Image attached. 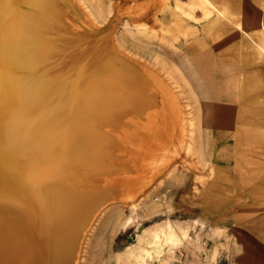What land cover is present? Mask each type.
Wrapping results in <instances>:
<instances>
[{
	"label": "rangeland",
	"instance_id": "1",
	"mask_svg": "<svg viewBox=\"0 0 264 264\" xmlns=\"http://www.w3.org/2000/svg\"><path fill=\"white\" fill-rule=\"evenodd\" d=\"M217 1L232 2L227 6L235 19L241 14L263 21L257 32L264 34V0ZM69 2L65 7L63 0H39V16L26 28L30 43L24 47L36 58L35 66L15 70L38 83L34 84L40 87L38 96H47L39 119L42 125L51 121L60 125L72 117L67 100L107 52L118 55L117 61L113 58L116 66L122 62L119 57L127 55L126 66L157 82L166 96L164 103L159 100L164 110L149 111L146 130L134 132L138 143L117 141L112 175L107 167L90 168L97 169L91 177L102 184L122 176L129 180L122 182L120 194L111 192L114 199L110 194L91 209L79 238V258L75 255L73 262L246 264L249 255L264 253V116L258 122L256 117L243 118L242 129L239 116L229 117L240 104L262 103L240 102V81L243 95L252 92L255 79L248 86L245 76L264 62L251 48L239 52L253 44L251 39L237 36L235 24L216 19V11L207 15L197 0ZM216 7L228 18V11ZM239 25L250 35L258 28L249 22ZM196 77H203V89L192 84ZM186 82L194 88L197 104L185 91ZM259 113L264 114V108ZM141 118L135 117L137 126ZM206 128L211 132V150L206 146ZM246 143L263 148L241 150ZM175 144L177 150L172 149ZM141 148L152 153L151 163L150 155L138 161L135 153ZM124 194L137 195L135 212L126 203L110 208Z\"/></svg>",
	"mask_w": 264,
	"mask_h": 264
},
{
	"label": "bare ground",
	"instance_id": "2",
	"mask_svg": "<svg viewBox=\"0 0 264 264\" xmlns=\"http://www.w3.org/2000/svg\"><path fill=\"white\" fill-rule=\"evenodd\" d=\"M197 1L207 15L216 11L219 17L226 16L210 0ZM63 4L70 7L69 0ZM39 12V0H0V264H76L80 234L91 209L111 192L117 196L122 182L129 180L114 177L102 184L91 177L97 169L90 168L107 167L112 175L117 141L138 143L134 132L146 130V114L156 107L159 111L165 108L159 100L164 103L166 96L157 82H149L126 66L130 65L124 58L127 55H121L122 64L116 66L118 55L113 51L101 56L97 66L79 80L74 96L67 100L72 117L60 125L52 121L42 125L39 119L47 104L46 94L38 96L40 87L34 86L38 83L15 71L35 66L36 58L24 47L30 43L26 28ZM237 27L250 36L247 28ZM261 38L264 41V34ZM257 44L264 50V44ZM117 46L122 48L120 43ZM185 91L197 104L194 88L187 83ZM136 116L142 117L139 126L134 122ZM172 149L177 150V144ZM151 154L143 148L135 153L139 162L150 155V163ZM127 194L110 208L126 203L135 212L137 195Z\"/></svg>",
	"mask_w": 264,
	"mask_h": 264
},
{
	"label": "crops",
	"instance_id": "3",
	"mask_svg": "<svg viewBox=\"0 0 264 264\" xmlns=\"http://www.w3.org/2000/svg\"><path fill=\"white\" fill-rule=\"evenodd\" d=\"M212 2L215 5H217V6L221 7V8H223V9H225L226 11H228V15H227L228 18L221 17V16L219 17L217 13H214L213 12V14L216 16V19H221V20L224 19V20H229L230 22H233L235 24V27H236V29L234 30V33L237 32L238 34H236V35L237 36H241L245 40H246V36H247L253 42V44L248 43V47L245 45L243 47L244 49L241 50V51H239V52L240 53L246 52V48H249V49L251 48L252 51H256L257 54L259 53L258 55H261V59H264V51L261 54L257 50V47H258L257 41H260L261 43H263V41H261V40H263L261 38V34H260L261 32L260 33L257 32V29H259V27L261 26V23L263 21H258L256 19H254V20H252V19H246L241 14L238 15V19H235L231 15L232 12L228 9V6H227V4H230L232 2H223V1L222 2H219L217 0H212ZM243 22H245V23H248L249 22L251 25L252 24H255V25H257L258 28H255L254 27L253 28L254 30H252V32H251L253 34L249 36V35L244 34L243 32H241L238 29V27H237L238 24H241ZM238 48H239V46H238ZM248 51H251V50H248ZM225 66H224V68H225ZM226 67H229V66H226ZM247 74L245 76L247 78L246 85H248V86L251 85V83H252L251 81H253L254 79H255V84L253 85L254 88H253V91L252 92H250V93H244V95H243V91L244 90H243V88H241V85H243V82L240 81V84H241V85H239L240 86L239 87L240 102L241 101H251L252 100V101H255V102H262V103L260 105L255 104L253 106H247L246 105L245 107L243 106V104L242 105L240 104L239 107H238V110H236L238 112V113L236 112L237 114L236 113H233V114L232 113H229V117L236 116V115L240 117V120H239V122H240L239 128L240 129H242V125H243V122H244L243 121V118L256 117V121L258 122V120H259L258 118L260 116H264V114L259 113V110L261 108H264V62H262L261 66H259L257 68H254V72H252V74H250V73L248 75ZM239 75H242V74H239ZM202 78L203 77H196V82L193 81L192 84L193 83L194 84L196 83L197 85H201V89H203L202 88V83H201L202 82ZM225 78H226V76L224 75V82H223V84L227 83V82H225ZM238 79H241L243 81L242 78H238ZM214 83H217V82H214ZM245 92H246V90H245ZM253 111H255V112H253ZM245 124H246V120H245ZM244 129H247V125H246V128H244ZM205 132H206V144H207L206 146H207V148H210V150H211L212 149V145L210 144L211 143V136H210L211 135V132H209V130H207V128H206ZM259 147L260 148H263V146H259ZM259 147L256 146V144L255 145H248L247 143L244 144V145H242V144L240 145V149L241 150H243V149L244 150H247V149H253V148L257 149ZM249 256H250V258L247 259V260H250V261L249 262L247 261L246 264H264V253H255V254H252V255H249Z\"/></svg>",
	"mask_w": 264,
	"mask_h": 264
}]
</instances>
